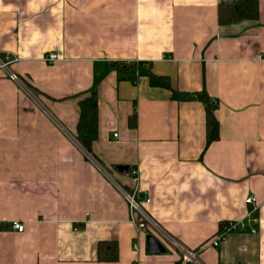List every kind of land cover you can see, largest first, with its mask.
<instances>
[{
    "label": "crops",
    "instance_id": "crops-1",
    "mask_svg": "<svg viewBox=\"0 0 264 264\" xmlns=\"http://www.w3.org/2000/svg\"><path fill=\"white\" fill-rule=\"evenodd\" d=\"M218 3L0 0V53L21 77L0 67V264H193L173 242L201 264H264V0L257 19L232 25ZM117 61L206 89L219 137L208 143L201 100L122 78ZM96 82L93 156L76 130L79 94ZM118 165L138 169L157 229L131 221L121 187L134 181ZM230 220L244 229L211 244ZM151 232L165 252L148 251ZM103 240L118 243L117 260L98 258Z\"/></svg>",
    "mask_w": 264,
    "mask_h": 264
},
{
    "label": "trees",
    "instance_id": "trees-1",
    "mask_svg": "<svg viewBox=\"0 0 264 264\" xmlns=\"http://www.w3.org/2000/svg\"><path fill=\"white\" fill-rule=\"evenodd\" d=\"M259 17V0H219L218 21L220 25H232L246 20H255ZM0 55H3L0 53ZM4 56V55H3ZM116 67L122 78H129L133 82L137 81L139 75H147L153 86H161L172 91L174 99H199L205 104L208 143L219 137V121L215 115V102L206 89L189 92L182 91L172 85L171 79L167 75H160L150 67L141 69L142 63L136 61H117ZM79 99V119L77 122L76 137L87 152L94 156L93 143L98 136L99 123V97L97 82L83 91ZM136 111L130 116L131 126L136 125ZM226 222V221H225ZM223 222V223H225ZM221 223V225H223ZM220 225V227H221ZM98 258L105 261H115L119 258L118 243L114 240H103L99 243Z\"/></svg>",
    "mask_w": 264,
    "mask_h": 264
},
{
    "label": "built area",
    "instance_id": "built-area-1",
    "mask_svg": "<svg viewBox=\"0 0 264 264\" xmlns=\"http://www.w3.org/2000/svg\"><path fill=\"white\" fill-rule=\"evenodd\" d=\"M46 58L49 60H55L58 58V54L56 52H50L46 55ZM15 60V57L11 55H0V67L6 69L11 79L21 82V77L14 71L10 69V64ZM131 175L133 177L134 186L132 189H126L121 187L125 198L127 199L130 207V217L131 221L135 223L139 230H142L147 227H154L157 229L156 222L149 215L146 210L143 201L149 202L151 198L143 193L139 186V174L138 169L134 168L131 170ZM247 203L253 204L254 209H257L260 205L258 196L256 194H251L246 199ZM251 212H249L250 214ZM10 226L19 231L24 230L25 224L19 220H13ZM245 227V223L243 220H230L226 221L221 225L218 233L212 239L211 244L218 245L222 236L228 232L243 230ZM154 234V232H151ZM176 247H178L184 253V263L191 262L193 264H201L196 258L197 251L188 250L183 248L179 243L173 242Z\"/></svg>",
    "mask_w": 264,
    "mask_h": 264
},
{
    "label": "water",
    "instance_id": "water-1",
    "mask_svg": "<svg viewBox=\"0 0 264 264\" xmlns=\"http://www.w3.org/2000/svg\"><path fill=\"white\" fill-rule=\"evenodd\" d=\"M117 169L124 173H129L131 167L129 165H118ZM147 247L150 253H161L166 251L164 243L153 233L147 235Z\"/></svg>",
    "mask_w": 264,
    "mask_h": 264
}]
</instances>
